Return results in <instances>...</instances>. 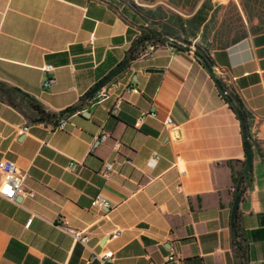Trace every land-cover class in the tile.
<instances>
[{"label": "crops", "instance_id": "crops-1", "mask_svg": "<svg viewBox=\"0 0 264 264\" xmlns=\"http://www.w3.org/2000/svg\"><path fill=\"white\" fill-rule=\"evenodd\" d=\"M166 1L134 0L173 9ZM122 10L123 0H0V81L51 112L83 102L53 131L0 101V162L26 175L14 202L0 197V264H102L107 252L109 264H162L168 254L175 264H264V28L209 50L212 72L193 46L126 64L138 32ZM122 62L97 92L107 97L93 103L88 92ZM45 66L54 82L43 90ZM213 77L229 85L257 135L252 182L234 217L242 130ZM104 162L114 168L107 178ZM96 196L107 207H92ZM64 228L85 232L87 246Z\"/></svg>", "mask_w": 264, "mask_h": 264}, {"label": "trees", "instance_id": "trees-1", "mask_svg": "<svg viewBox=\"0 0 264 264\" xmlns=\"http://www.w3.org/2000/svg\"><path fill=\"white\" fill-rule=\"evenodd\" d=\"M127 10L120 16L128 25L135 27L137 32L125 56L128 64L137 60L148 46L156 49L169 47L174 51H188L193 46L194 56L205 67L210 66L209 50L223 49L246 38L249 33L264 28V0H240V7L246 18L243 21L237 6H233V17L229 21L220 18L223 6L213 0H167L164 5L154 7L138 6L134 0H123ZM145 4H154L158 0H142ZM257 19L252 25L251 19ZM214 78V77H213ZM215 82H220L215 79ZM219 92L230 110L244 115L248 129V116L234 92L221 82ZM0 101L8 104L21 113L32 124H44L55 127L62 118H69L83 110V102L58 113L48 111L42 104L18 89L0 81ZM249 144L257 145L247 134ZM232 169V162H228ZM241 170L232 173L234 197L245 194L252 182V168L246 166L245 160L240 162ZM246 264V262L240 263Z\"/></svg>", "mask_w": 264, "mask_h": 264}, {"label": "built area", "instance_id": "built-area-1", "mask_svg": "<svg viewBox=\"0 0 264 264\" xmlns=\"http://www.w3.org/2000/svg\"><path fill=\"white\" fill-rule=\"evenodd\" d=\"M92 40H94V38H92ZM155 50H156L155 47L148 46L141 56H144V57L150 56ZM43 70H44V73L47 75V78L42 82L41 87L43 90H46L54 82V77H53L54 68L52 66H45ZM224 86L230 89L228 84H225ZM130 91L133 94H139V90L137 88H132ZM107 95H108V91H101L93 97L92 102L93 103L100 102L101 100L105 99ZM143 119L144 117H141L138 121V124L142 123ZM67 124H68V119L66 118L63 124H59L57 125V127L50 128V129L53 131H63ZM165 125L167 127H170L172 125L171 120L167 119L165 121ZM26 130L27 129L25 128L24 131ZM251 136L253 140H257L256 134H252ZM108 138H109V135L105 133L100 137L99 142L101 143L105 142ZM120 149H121V143L118 141H115L113 143L112 150L115 153H118ZM156 161H157V156L153 154L149 162L150 166H154L156 164ZM113 170L114 168H113L112 163L104 162L101 170L99 171V174L103 178H107L113 172ZM0 171L2 174V180L0 183V197L9 202H14L16 198L18 197L19 193L22 191V185H23L26 175L24 173H21L18 170L16 164L11 161L0 162ZM27 195L29 197L33 196L31 192H27ZM91 206L92 207H107V203L100 196H96L92 200ZM30 222L31 220H28L26 226H29ZM64 230L73 238L75 242L81 243L82 245L87 246L89 236L85 232H76V231H73L67 228H64ZM117 236L118 234H114L111 236L110 239L114 240L117 238ZM112 256L113 254L111 252H107L103 257L99 259L101 260L102 264H109L111 262L110 260L112 259ZM175 263H176V257L174 256V254H168L162 262V264H175Z\"/></svg>", "mask_w": 264, "mask_h": 264}, {"label": "water", "instance_id": "water-1", "mask_svg": "<svg viewBox=\"0 0 264 264\" xmlns=\"http://www.w3.org/2000/svg\"><path fill=\"white\" fill-rule=\"evenodd\" d=\"M125 63L122 62L119 64L114 70H112L107 76H105L101 81H99L87 94V98H90L92 96H95L97 92L104 87L106 83H108L112 78H114L120 71L124 68ZM205 68L209 71L212 72V68L209 65H205ZM219 88H221L220 82L216 83ZM237 118L240 121L241 124V130H242V139H243V146H244V151H245V163L248 168L252 167V152H251V145L249 144L248 140V132H247V124L244 118V115L239 112L237 114ZM240 201V197L237 196L235 198L233 208H232V216L234 217L236 215V211L238 208V204Z\"/></svg>", "mask_w": 264, "mask_h": 264}, {"label": "rangeland", "instance_id": "rangeland-1", "mask_svg": "<svg viewBox=\"0 0 264 264\" xmlns=\"http://www.w3.org/2000/svg\"><path fill=\"white\" fill-rule=\"evenodd\" d=\"M231 2L237 6L241 16L243 17V21L246 22V18L242 12L241 7H240V0H213V3H218V4L223 6V9L220 12V18L225 19L227 21H229V19H231V18H234L233 17V14H234L233 13V6L231 5ZM257 22H258L257 19H255V18L251 19L252 25L257 24Z\"/></svg>", "mask_w": 264, "mask_h": 264}, {"label": "bare ground", "instance_id": "bare-ground-1", "mask_svg": "<svg viewBox=\"0 0 264 264\" xmlns=\"http://www.w3.org/2000/svg\"><path fill=\"white\" fill-rule=\"evenodd\" d=\"M65 120H66L65 118L60 119L57 125L63 124ZM57 125L55 127H57ZM55 127H53V128H55Z\"/></svg>", "mask_w": 264, "mask_h": 264}]
</instances>
